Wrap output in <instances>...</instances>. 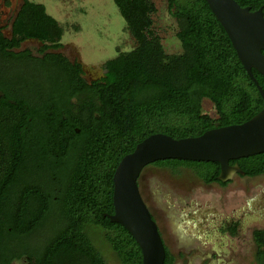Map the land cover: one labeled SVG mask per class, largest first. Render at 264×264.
<instances>
[{
	"label": "trees",
	"instance_id": "16d2710c",
	"mask_svg": "<svg viewBox=\"0 0 264 264\" xmlns=\"http://www.w3.org/2000/svg\"><path fill=\"white\" fill-rule=\"evenodd\" d=\"M237 2L252 10L264 5ZM115 3L137 46L107 60L103 75L91 82L83 78L81 63L48 51L62 43L45 44L39 56H31L10 51L20 40L0 33V264L25 254L35 264H106L96 246L101 234L122 264H143L135 237L108 216L115 213L113 177L122 158L151 134L198 136L243 123L264 107L206 0H167L183 48L172 55L152 29L153 0ZM28 16L34 29L22 38L45 41L61 32L42 5L27 1L17 22ZM32 72L42 76L40 84L27 79ZM253 74L264 89V75L257 69ZM205 99L216 116L204 112ZM230 163L251 177L264 174V152ZM149 165L189 168L206 184L221 182L219 162L168 158ZM231 232L237 234L236 225ZM254 240L256 261L264 264V229L254 231ZM176 258L166 246L165 264Z\"/></svg>",
	"mask_w": 264,
	"mask_h": 264
},
{
	"label": "rangeland",
	"instance_id": "374dc122",
	"mask_svg": "<svg viewBox=\"0 0 264 264\" xmlns=\"http://www.w3.org/2000/svg\"><path fill=\"white\" fill-rule=\"evenodd\" d=\"M27 1L42 5L57 21L61 32L51 33L45 41L22 38L26 31L34 29L29 14L17 22ZM153 2L154 33L167 54L183 52L177 37L179 22L169 13L167 0ZM0 9L4 33L20 40L19 49L29 47L38 53L45 44L58 41L62 47L50 51L63 52L81 63L87 79L100 78L107 60L137 46L115 0H0ZM27 79L36 85L43 81L36 72L27 75ZM203 109L216 116L209 99L204 100ZM141 190L167 247L177 257L175 264H258L254 231L264 229V174L236 175L228 185H207L189 168L174 172L148 165L144 168ZM227 220L239 222L236 235L222 228ZM95 239L106 264H122L102 234Z\"/></svg>",
	"mask_w": 264,
	"mask_h": 264
},
{
	"label": "water",
	"instance_id": "95a60500",
	"mask_svg": "<svg viewBox=\"0 0 264 264\" xmlns=\"http://www.w3.org/2000/svg\"><path fill=\"white\" fill-rule=\"evenodd\" d=\"M227 31L246 70L264 99V89L253 74L264 75V5L257 10L237 0H206ZM79 131V129H78ZM264 152V107L251 119L215 127L198 136L175 138L154 133L126 154L114 173L115 213L111 221L124 225L143 252V264H165L166 245L159 225L145 202L139 177L146 166L168 158L219 162L218 180L228 182L246 171L231 160Z\"/></svg>",
	"mask_w": 264,
	"mask_h": 264
},
{
	"label": "flooded vegetation",
	"instance_id": "af4514ba",
	"mask_svg": "<svg viewBox=\"0 0 264 264\" xmlns=\"http://www.w3.org/2000/svg\"><path fill=\"white\" fill-rule=\"evenodd\" d=\"M1 14H2V10L0 9V33H1V35L2 36H4V37H6V38H8L9 40H13V38H14V36H12V37H8V36H6L5 35V33H4V27H3V25H1ZM20 48V44L18 45V46H12V47H10V48H8L10 51H13V52H16V53H20V52H26V51H29L30 52V54H31V56H39L40 54H39V52L38 53H35L31 48H29V47H26V48H23V49H19ZM48 51H50V50H48ZM70 60H72V59H70ZM72 61H74V60H72ZM30 62V61H29ZM7 67H9L8 65H7ZM4 76V63H2V60H0V77H3ZM83 78H85V80L86 81H88V82H91V81H93V80H97L98 78H93V79H87L86 78V76H85V72H84V74H83ZM1 87L2 88H0V96L3 94V85H1ZM77 101V100H76ZM143 173H144V170L142 171V173H141V175H140V177H139V180H138V183H139V186H140V190H141V187H142V177H143ZM236 175H241V174H236ZM235 175V176H236ZM234 176V177H235ZM241 176H247L246 174H244V175H241ZM233 180V179H232ZM232 180H230V181H228V182H225L226 184L225 185H228ZM214 183H219V184H221V182H214ZM206 184V183H205ZM211 184H213V183H211ZM211 184H207V185H211ZM221 185H223V184H221ZM141 193H142V196H143V198H144V200H145V202L147 203V205H148V207L150 208V210H151V207H150V203L148 202V200L145 198V196H144V194H143V192H142V190H141ZM264 199V198H263ZM262 199V200H263ZM211 208H209V210H210ZM152 212V211H151ZM210 213V212H209ZM211 213L212 214H214L213 213V211H212V209H211ZM153 214V213H152ZM216 215V214H215ZM154 216V215H153ZM237 226V232H238V227H239V222L238 221H236V220H233V221H229V220H227L224 224H223V226H222V228H225L227 231H229V232H231V230H232V228H233V226ZM221 228V229H222ZM159 229H160V232H161V228H160V226H159ZM228 232V233H229ZM161 234H162V232H161ZM224 234H226V232L224 233ZM231 234L234 236V235H236V234H233L232 232H231ZM163 236V235H162ZM163 239H164V237H163ZM38 242V241H37ZM164 242H165V239H164ZM34 243H35V238H34ZM165 245H166V242H165ZM167 246V245H166ZM171 251V250H170ZM172 252V251H171ZM212 252V251H211ZM214 252H216L215 250H214ZM173 253V252H172ZM174 254V253H173ZM175 255V254H174ZM34 262V259L32 258H30V256H29V254H25L24 256H22V257H16L10 264H35V263H33Z\"/></svg>",
	"mask_w": 264,
	"mask_h": 264
}]
</instances>
